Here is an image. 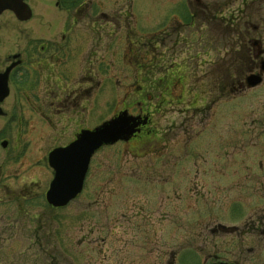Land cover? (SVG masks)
I'll return each mask as SVG.
<instances>
[{"label":"rangeland","instance_id":"rangeland-1","mask_svg":"<svg viewBox=\"0 0 264 264\" xmlns=\"http://www.w3.org/2000/svg\"><path fill=\"white\" fill-rule=\"evenodd\" d=\"M100 1L108 9L114 4L113 0ZM136 1L135 23L142 39L160 29L161 19L167 18L161 14L173 6H162L166 3L161 5L159 0ZM212 1L227 10V16L236 15L241 6L240 1ZM106 13L111 15V11ZM44 19L54 29L61 15L39 3L25 26L34 32ZM14 23L8 13L0 17V24ZM218 32L210 36L220 49L225 40ZM131 66L117 64L123 77H107L100 90L93 92L87 105L91 121L108 115L120 101L133 82L130 72L135 67ZM202 81L211 97L210 83L215 80ZM197 119L200 126H193L186 137L170 139L173 142L164 147L155 143L153 135L139 147L133 141L103 149L92 160L80 197L58 210L44 200L53 175L46 158L49 151L68 141L71 127L68 131L61 126L47 128L36 119L19 127L17 140L11 143L17 151L10 150L0 171V264H136V259L141 264L142 257L143 264H165L169 259L170 264H201L215 257L232 260L229 250L237 252L238 258H249L250 264H264L261 235H251L249 244L242 238V227L235 233L215 232L216 228L242 226V216L264 208V82L234 98L220 99ZM16 129L12 124V138ZM180 168L186 172L165 175ZM211 168L217 172H210ZM138 207L143 213L133 220ZM142 215L151 221L153 229L148 230L154 231L149 244L141 234L145 228L140 224ZM147 248L149 256L142 251ZM167 248L170 256L163 255Z\"/></svg>","mask_w":264,"mask_h":264},{"label":"flooded vegetation","instance_id":"flooded-vegetation-1","mask_svg":"<svg viewBox=\"0 0 264 264\" xmlns=\"http://www.w3.org/2000/svg\"><path fill=\"white\" fill-rule=\"evenodd\" d=\"M94 1L24 0L30 11L29 19L18 20L10 11L0 14L1 17L8 13L15 20L11 25L0 24V156L3 157L0 171L10 150L17 151L16 144L12 148L11 143L16 142L19 127L29 126L32 119L47 128L61 126L68 131L71 127L68 141L55 147L62 148L75 141L81 131L93 130L123 112L135 118L138 125L127 141L102 146L94 153L83 191L92 160L103 149L133 141L139 147L153 135L155 143L164 147L170 139L186 137L193 126H200L202 123L197 117L211 110L220 99L234 98L264 82L262 0H234L240 1L241 6L236 15L233 12L228 16L227 10L219 9L218 3L212 0H159L161 5L162 1L166 3L162 6L170 3L173 7L161 14L167 18L161 19L160 29L140 40L135 23L137 1L113 0L109 9L106 3ZM39 3L40 7L48 4L61 15L54 29L44 19L43 25L36 24L34 32L27 30L25 25L32 20ZM106 11H111V15ZM212 31H219L225 40L220 49L210 36ZM123 62L135 67L130 72L133 82L108 115L91 121L89 99L93 92L100 90L103 79L123 77L122 68H117ZM250 75L259 76L260 84L247 87L246 78ZM207 79L215 80L210 83V91L215 96L208 97L204 90L202 80ZM12 124L17 127L13 138ZM66 134L62 131L63 137ZM174 171L184 174L186 169H173L165 175L170 176ZM195 171L198 175L199 171ZM210 172L217 170L211 168ZM261 197L264 200V193ZM169 203L166 200L165 206ZM140 213H143L142 207L132 213V219L136 220ZM141 220V226L146 228L141 234L149 244L154 231L148 229L153 227L147 216L142 215ZM240 223L242 226L223 231L216 228L215 232L235 233L242 227V238L249 244L251 235L264 238V208L255 215L242 216ZM140 224L137 235H140ZM168 235L166 232V239ZM244 250L250 252L251 247ZM142 251L146 256L151 255L149 248ZM229 253L232 260L215 257L214 261L201 264H250L249 258H238L233 250ZM163 255L170 256L169 248ZM135 261L139 263L138 259ZM144 261L142 257L141 264ZM165 264H170V259Z\"/></svg>","mask_w":264,"mask_h":264},{"label":"water","instance_id":"water-1","mask_svg":"<svg viewBox=\"0 0 264 264\" xmlns=\"http://www.w3.org/2000/svg\"><path fill=\"white\" fill-rule=\"evenodd\" d=\"M10 11L18 20L30 18V11L24 0H0V14ZM261 78L250 75L246 78L249 88L260 84ZM135 118L125 112L103 123L93 130L81 131L75 141L66 147L54 148L47 155L48 167L53 171V178L45 192L48 206L61 209L81 193L88 165L93 154L102 146L127 141L137 127Z\"/></svg>","mask_w":264,"mask_h":264}]
</instances>
